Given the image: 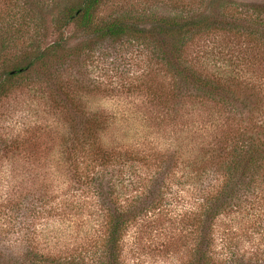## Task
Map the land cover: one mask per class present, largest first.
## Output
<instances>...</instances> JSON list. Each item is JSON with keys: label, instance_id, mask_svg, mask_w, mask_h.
I'll return each mask as SVG.
<instances>
[{"label": "trees", "instance_id": "1", "mask_svg": "<svg viewBox=\"0 0 264 264\" xmlns=\"http://www.w3.org/2000/svg\"><path fill=\"white\" fill-rule=\"evenodd\" d=\"M9 1L0 16V109L11 94L33 91L42 98L48 96L55 109L63 108L66 101L79 111L74 95L93 96L106 89L102 82L70 79L66 60L73 59L78 64L79 57L84 56L99 62L107 57L97 49L100 42L131 39L140 42L145 51L151 50L153 58H149L161 65L171 79L168 89L163 82L144 85L141 91L149 103L159 100L163 106L171 103L179 109L185 102L196 100L222 112L212 124L213 129L219 128V136L213 135L215 138L203 146L196 143L190 158L182 152L179 138L176 145L163 151L151 146L109 148L100 142L107 121L101 115L82 112L73 120L67 119L60 181L52 184L53 178L47 175L36 173L28 178L27 174L19 182V189L12 186V195L0 198V210L13 216L4 221L6 227L14 225V217L30 219L29 224L22 223L24 230L19 228L21 222L15 223L21 233L27 231L23 233L24 242H29L31 236L33 242L37 240L35 219L79 215L94 218L95 223L86 229L82 243L75 248L70 246L56 254L26 252L19 258L20 263L12 264H130L129 253L137 261L141 253H148L141 245L143 226L148 220L152 223L157 222L156 218L168 219L165 215L169 214V202L181 199L182 186L186 185L193 187L191 210L181 228L184 242L172 246L182 255L180 264H231L233 255L244 261L234 264H264L257 259L260 254L254 247L255 235H259L258 240L264 239V121L256 122L252 114L264 98V87L237 83L231 61L230 71L212 74L195 68L186 56L198 34L218 29L247 39L258 49L256 57L263 62L264 0L242 4L243 13L227 21H215L205 10L185 17L153 16L146 25L128 20L124 14L100 19L99 11L107 0ZM50 1L55 9L52 27L56 39L41 48L35 42V20L39 17L34 7L48 8ZM216 2L219 0H209L208 4L211 7ZM69 28L88 39L77 43L76 53L67 43ZM29 31L35 33L31 48L15 51L24 44ZM119 88L126 92L137 89ZM178 130H182L181 125ZM2 134L0 158L17 162V155L26 152L33 157L23 146L26 138L20 142L18 137ZM258 200L263 202L260 207ZM224 220V228L216 231V223ZM242 237L252 245L239 254L234 249L241 248ZM164 247L169 249L171 244L167 242Z\"/></svg>", "mask_w": 264, "mask_h": 264}, {"label": "rangeland", "instance_id": "2", "mask_svg": "<svg viewBox=\"0 0 264 264\" xmlns=\"http://www.w3.org/2000/svg\"><path fill=\"white\" fill-rule=\"evenodd\" d=\"M9 2V0H0V16ZM208 3L209 0H107L99 11V18L109 20L116 15L124 14L127 15L128 20L143 22V25H146L153 20V16L185 17L208 10L216 19L215 21L221 22L243 13L242 4H253L251 0H219L210 7ZM53 5L50 1L48 8L34 7L36 8L34 12L39 17V20H35L38 25L35 42L41 48L56 39V33L52 27L55 12ZM35 33L29 31L24 37V44L15 51L22 48L29 50ZM66 35L68 46L74 53L79 51L76 50L77 47L75 48L78 42L88 40L83 37V33H75L73 28L67 29ZM97 47L99 52L107 55L99 62L94 61V58L89 61V58L84 56L79 57L78 64H75L73 59L66 60V64L70 65V68L67 66L70 79L75 77L84 83L102 82L106 89L93 96L74 95L73 100L79 111L66 101L63 108L55 109L48 96L47 99L42 98L40 94H35L33 91L16 92L4 100L0 109V132L10 135V138L18 137L20 142L26 138L23 146L31 151L33 157L29 158L26 152L17 155V162L0 158V198L12 195V186L15 190L19 189L21 186L19 182L27 174L28 178L36 173L45 177L47 175L53 178L52 184L60 181L59 176L63 172L61 152L68 138L67 119L73 120L82 112L101 115L107 120L103 125L100 142L109 148L141 149L151 146L158 151H163L176 145V138H179L182 152L186 158H190L188 155L193 153V146L196 143H204L203 146L215 138L213 135L219 136V128L213 129L212 124L218 118V113L222 112L207 105L208 103L187 101L183 107L177 109V105L168 103L163 106L159 100L148 102L149 98H146L141 91L145 84L159 85L163 82L167 89L171 85L168 73L151 59L153 58L151 50L145 51L140 42L131 39L112 43L107 40L100 42ZM256 54L258 49L247 39L240 36L234 37L218 29L198 34L186 51L187 60L199 70H207L212 74L230 71L231 67L228 68V65L231 61L234 64L233 76L237 83L244 85L254 83L264 87V61L259 62ZM63 74H66L65 71ZM128 86H135L137 89L126 92L119 88H129ZM237 107L243 111L241 105L237 104ZM255 107L252 114L256 122L264 121V98L261 99L260 105ZM167 109L170 111L168 112ZM223 115L221 114L222 117ZM178 116L181 117L178 118ZM177 124L182 126L181 131H177L180 128ZM33 169L36 172H32ZM192 187L182 186L181 199H171L167 206L169 214L165 215L168 219L161 217V219L156 218L157 222L150 223L148 220L145 223L142 228L144 233L141 245L144 252L148 253L146 256L141 253L137 261L130 253L127 254L130 264L137 262L139 264H180L182 255L173 251L172 246H179L181 241L184 242L181 228L186 224L187 215L191 210ZM261 203L263 202L258 200V207ZM1 211L3 210H0V226L3 225L0 227L2 228L0 230V263L3 264L20 263L19 258H22L26 252L56 254L70 246L75 248L82 243L86 229L92 228L91 226L95 223L94 218L89 219L79 215H68L61 219L50 217L35 219L33 220L36 233L34 237L37 240L33 242L31 236L29 243L23 241L25 238L23 233L27 231L21 233L19 226L16 227L15 223L21 222L19 228L24 230L22 223L29 224L30 219L14 217L12 222L14 225L6 227L4 221L9 220L10 215L3 214ZM253 212L257 213L256 210ZM10 218L13 219V216ZM88 220L89 224L86 225ZM226 223L225 220L222 223H216V231H221ZM258 236H254L256 238L254 247L258 249L260 256L257 259L262 263L264 239L260 237L258 240ZM167 242L171 244L169 249L164 247ZM239 242L241 248L234 249V252L239 251V254L252 245L244 237ZM216 252L219 253L220 250ZM240 261L243 259L235 255L230 259L231 264Z\"/></svg>", "mask_w": 264, "mask_h": 264}]
</instances>
